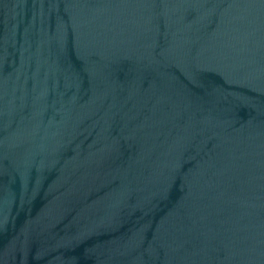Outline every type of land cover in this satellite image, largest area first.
Listing matches in <instances>:
<instances>
[{
	"label": "water",
	"instance_id": "obj_1",
	"mask_svg": "<svg viewBox=\"0 0 264 264\" xmlns=\"http://www.w3.org/2000/svg\"><path fill=\"white\" fill-rule=\"evenodd\" d=\"M0 264H264V0H0Z\"/></svg>",
	"mask_w": 264,
	"mask_h": 264
}]
</instances>
